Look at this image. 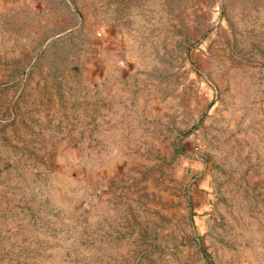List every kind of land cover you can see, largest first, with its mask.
<instances>
[{
    "label": "rangeland",
    "instance_id": "374dc122",
    "mask_svg": "<svg viewBox=\"0 0 264 264\" xmlns=\"http://www.w3.org/2000/svg\"><path fill=\"white\" fill-rule=\"evenodd\" d=\"M0 264H264V0H0Z\"/></svg>",
    "mask_w": 264,
    "mask_h": 264
}]
</instances>
